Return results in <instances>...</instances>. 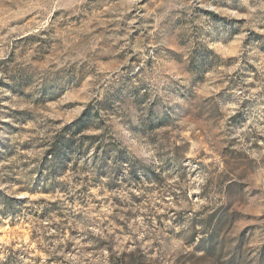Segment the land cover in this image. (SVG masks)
<instances>
[{
  "label": "rangeland",
  "instance_id": "374dc122",
  "mask_svg": "<svg viewBox=\"0 0 264 264\" xmlns=\"http://www.w3.org/2000/svg\"><path fill=\"white\" fill-rule=\"evenodd\" d=\"M182 3L0 0V264H264V0ZM159 77L194 108L152 128L163 163L109 167L100 112ZM189 215L160 251L151 230Z\"/></svg>",
  "mask_w": 264,
  "mask_h": 264
},
{
  "label": "clouds",
  "instance_id": "9594fccd",
  "mask_svg": "<svg viewBox=\"0 0 264 264\" xmlns=\"http://www.w3.org/2000/svg\"><path fill=\"white\" fill-rule=\"evenodd\" d=\"M238 2L241 7H250V0H238ZM196 3L197 0H188L187 4L182 3L179 6L186 8L191 15V9L195 7ZM258 7L264 10V3H260ZM252 11L254 12L255 9H252ZM195 23L200 24V20H196ZM248 27H255V22L248 25ZM256 31L264 33V29L260 27H256ZM204 42L207 43L206 40ZM261 63L264 66V60ZM169 75L172 79L180 78V73L176 72L174 68ZM143 78L145 80L150 79L147 75ZM181 83H185V81H181ZM134 84L135 81H133ZM165 84H169V81L163 77L151 81L150 96L146 98L147 103L142 102L145 98L141 97L138 100L131 92H126L124 96L113 98V100L107 102L114 109L113 112H100L99 118L105 121L103 129L101 130H106L105 139L111 137L114 145L109 153L112 159L107 161L109 167L121 166L127 172L129 165L137 168H140V166L151 168L163 163V159L159 158L157 154L164 151V149L161 148L159 143L152 142V136L154 135L152 128L160 122L171 118L173 113H178L180 109L187 111L195 106L191 94L179 85L174 86V88L170 85L168 91L162 92L161 88ZM129 87L131 88V85ZM262 89H264V84L258 85L255 91ZM250 94H254V92ZM170 96H175L176 98L171 104H169ZM246 98L248 97H244L238 91L236 102L228 105L227 108L222 106L221 110H238ZM98 99L103 100V97L101 96ZM153 101L156 102L155 106H153ZM174 105H179V108L174 107ZM150 107L152 108L151 116H149L148 112ZM93 119H95V116H93ZM248 125H252V127L247 128L246 126L247 131L251 132L255 130L261 135H264V127L257 126L251 119L248 120ZM237 135H239V132H237ZM121 155L123 159H120ZM113 161H116L115 165H113ZM205 179H207L206 176L201 177V183ZM198 227L200 225H194L192 217L189 215L179 224H165L163 228L156 227L151 230L149 235L161 246L160 251L170 253L171 251H175V248L183 243L184 240L190 238ZM169 229L174 230V234L171 236L167 235ZM63 239L65 238L61 237V242ZM76 243L78 244L79 241H76ZM51 254L55 255L57 253L53 250ZM5 256H0V261L5 259ZM65 258L69 259L70 257ZM85 258V255L81 254L82 262ZM89 264H91L90 260Z\"/></svg>",
  "mask_w": 264,
  "mask_h": 264
}]
</instances>
